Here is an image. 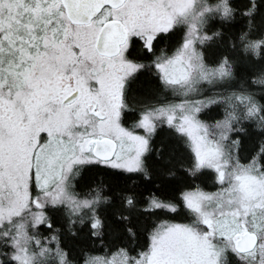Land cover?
Segmentation results:
<instances>
[{"label":"snow or ice","instance_id":"6c2138e0","mask_svg":"<svg viewBox=\"0 0 264 264\" xmlns=\"http://www.w3.org/2000/svg\"><path fill=\"white\" fill-rule=\"evenodd\" d=\"M0 264H264V0H0Z\"/></svg>","mask_w":264,"mask_h":264}]
</instances>
